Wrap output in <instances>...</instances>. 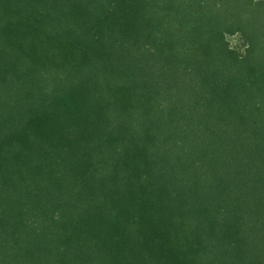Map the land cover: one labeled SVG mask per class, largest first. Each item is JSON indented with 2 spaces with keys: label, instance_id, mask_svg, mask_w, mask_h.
<instances>
[{
  "label": "trees",
  "instance_id": "16d2710c",
  "mask_svg": "<svg viewBox=\"0 0 264 264\" xmlns=\"http://www.w3.org/2000/svg\"><path fill=\"white\" fill-rule=\"evenodd\" d=\"M0 264H264V0H0Z\"/></svg>",
  "mask_w": 264,
  "mask_h": 264
},
{
  "label": "rangeland",
  "instance_id": "374dc122",
  "mask_svg": "<svg viewBox=\"0 0 264 264\" xmlns=\"http://www.w3.org/2000/svg\"><path fill=\"white\" fill-rule=\"evenodd\" d=\"M233 42H234V43H238V41H237V42H235V41H234V39H233Z\"/></svg>",
  "mask_w": 264,
  "mask_h": 264
}]
</instances>
